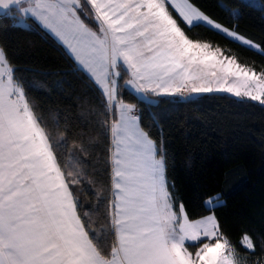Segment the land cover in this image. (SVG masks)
Listing matches in <instances>:
<instances>
[{"label":"snow or ice","instance_id":"obj_1","mask_svg":"<svg viewBox=\"0 0 264 264\" xmlns=\"http://www.w3.org/2000/svg\"><path fill=\"white\" fill-rule=\"evenodd\" d=\"M241 7L0 0V20L54 51L49 75L77 97L38 99L0 40V264H264V232L234 242L222 189L193 209L169 134L144 117V106L209 96L264 107V35L242 28Z\"/></svg>","mask_w":264,"mask_h":264},{"label":"trees","instance_id":"obj_2","mask_svg":"<svg viewBox=\"0 0 264 264\" xmlns=\"http://www.w3.org/2000/svg\"><path fill=\"white\" fill-rule=\"evenodd\" d=\"M230 2L242 6L240 23L245 31L256 37L264 35V0ZM3 39L11 44L22 74L32 81L34 96L61 108L76 103L72 89L57 85V77L49 75L61 67L54 51L27 30H14L0 20ZM215 39L238 49L221 36ZM238 50L259 61L255 53ZM144 117L149 122L159 120L169 134L178 185L193 209L203 192L222 189L225 205L218 211L234 242L238 244L244 228L252 235L264 232V107L257 102L209 96L191 104L144 106Z\"/></svg>","mask_w":264,"mask_h":264}]
</instances>
